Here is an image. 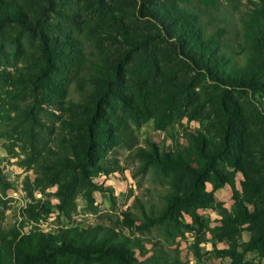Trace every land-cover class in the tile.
<instances>
[{
	"label": "rangeland",
	"instance_id": "1",
	"mask_svg": "<svg viewBox=\"0 0 264 264\" xmlns=\"http://www.w3.org/2000/svg\"><path fill=\"white\" fill-rule=\"evenodd\" d=\"M231 1L241 7L248 4V0ZM18 2L27 8L37 3ZM56 3L49 35L61 47L69 75L55 70L25 98L24 93L6 89L0 81V170L9 184L0 191V230L61 235L71 227L104 226L142 239L143 256L135 252L140 260L177 257L189 264H264V240L257 249L243 251L244 244L252 239V225L223 223L225 217L234 218L236 195L249 212L262 208L263 192L257 184L264 179V91L257 86L227 88L207 74H196L176 56L174 40L166 35L170 26L156 19L164 13L168 0H155L145 9L142 0ZM38 42L37 38L23 37L19 44L8 47L10 61L20 68L29 67L31 56L39 54ZM116 63L123 64L125 74L119 91H131L134 96L142 92L150 117L135 127L121 103L111 100L106 106L108 112L124 116L133 143L103 140L96 158L114 159L117 168L105 174L90 167V180L99 186L91 193L92 201L75 190L70 201L62 204L61 186L73 178L65 156H72L86 141L82 86L76 74L91 80L87 74H100L102 68L112 70ZM156 63L169 74L151 73L150 66ZM163 80L168 82L160 97L149 85L158 86ZM178 83L182 84L176 86ZM171 86L179 92L173 98L169 96ZM222 97L233 112L237 131L229 152L215 166L219 173H210L213 184L206 181L202 193L190 195L187 170L174 164H153L146 151L138 147L148 151L156 146L160 153L184 164L200 165L197 141L201 136L208 144L219 141L223 123L216 111ZM24 104H32L34 114L47 127L38 136L23 128L26 125L20 107ZM67 138L72 139L73 147L67 146ZM53 172L57 173L54 183H44L52 180ZM223 179L231 183L221 182ZM74 182L83 186L78 176ZM126 212L130 219L124 224ZM65 264L119 262L109 256Z\"/></svg>",
	"mask_w": 264,
	"mask_h": 264
},
{
	"label": "trees",
	"instance_id": "2",
	"mask_svg": "<svg viewBox=\"0 0 264 264\" xmlns=\"http://www.w3.org/2000/svg\"><path fill=\"white\" fill-rule=\"evenodd\" d=\"M34 1H37L36 5L27 8L18 0H0L1 86L24 93L23 98L41 86L45 77L53 74L55 70L65 76L69 75L65 60L62 59L61 47L49 35L51 26L54 25L51 14L56 10V0ZM154 1L142 0V9ZM164 8L162 16L159 15L156 19L158 21L163 19L170 26L166 29V35L174 40V52L192 68V71L196 74H207L210 80L219 81L227 88L257 86L264 91V0H248V4L243 7L231 0L227 3L221 0H168ZM146 11L148 14L154 13ZM23 37L38 39L39 54L31 56L29 67L20 68L15 62L10 61L11 54L7 49L13 44H19ZM150 67L153 74H169L157 63ZM99 73L87 74L91 80H85L84 76L76 74L77 83L82 86L80 94L84 119L82 125L86 141L83 140V145L79 146V149H74L72 156H65L67 170L72 171L73 178L61 186L62 204L70 201L75 190L82 192L92 201L91 193L99 189V186L90 180V167L105 174L117 168L118 164L114 159L96 158L97 148L103 140L107 143L125 145L130 141L133 143L134 136L124 116L121 113L108 112L106 106L111 100L121 103L122 109L131 116L135 127H139L147 117H150L147 113L148 107H144L146 100L142 92L134 96L131 91H119V85L125 75L122 63L114 64L112 70L102 68ZM167 82L168 80H163L158 82V86L150 84L149 87H155L157 95L163 97L160 91L165 90ZM181 84L178 83L176 86ZM169 89L170 98L179 93L175 86ZM221 99L216 111L223 123L219 141L214 145L208 144L202 136V140L197 141L195 147L201 154L200 165L184 164L180 160H175L172 155L160 153L156 146L148 151L138 147V150L146 151L153 164L158 166L174 164L180 169L187 170L191 176L190 195L202 193L206 181L213 184L210 173L216 175L219 173L215 166L222 156L229 152L233 143V133L237 131L233 112L225 98ZM33 107L32 104L20 107L22 122L26 125L23 128L38 136L47 127L39 115L34 114ZM65 140L68 147H73L72 139ZM43 161L45 163V159ZM56 171L57 168L54 172ZM54 172L52 180L44 183H54V176L57 175ZM76 176L81 178L83 186H78L74 182ZM221 182L231 183L225 179ZM257 186L263 192L261 211L254 208L249 212L236 195L234 218L225 217L223 220L228 226L234 222L252 225V239L244 244L243 251L257 249L258 243L264 240V179ZM8 187L9 184L0 170V191H5ZM62 204L59 206L60 209H63ZM124 215H126L124 224H127L130 214L126 212ZM143 249L142 239L122 235L113 228L104 226L80 229L71 227L61 235L39 231L21 233L15 229L0 230V264H65L69 260L84 261L90 257L109 256L116 258L119 264H189L181 262L177 257L171 260L166 257L160 260L144 257L140 260L135 256V252L139 251L141 254ZM8 258L11 259V263L7 262Z\"/></svg>",
	"mask_w": 264,
	"mask_h": 264
}]
</instances>
